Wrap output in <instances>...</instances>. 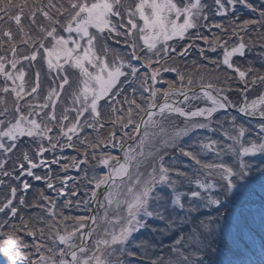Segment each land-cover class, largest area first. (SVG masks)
Here are the masks:
<instances>
[{
	"label": "snow or ice",
	"instance_id": "6c2138e0",
	"mask_svg": "<svg viewBox=\"0 0 264 264\" xmlns=\"http://www.w3.org/2000/svg\"><path fill=\"white\" fill-rule=\"evenodd\" d=\"M213 3L216 15L236 12L239 4L256 17L237 16L227 26L210 22L204 0H0V93L14 99L9 108L0 97V188L16 181L26 194L32 185L23 177H32L44 181L62 206L84 213L58 211L56 199L42 190L31 203L23 195L17 199V187L8 185L0 214L20 223H0L6 264H232L213 254L242 230L253 186L264 193V123L253 132L228 115L235 108L264 121V51L255 67L248 60L253 42L246 40L258 26L264 48V0L259 7L251 0ZM203 28L223 35L210 38ZM109 40L127 52L116 53ZM193 49L201 63L185 71L180 65ZM217 49L220 61L207 55ZM38 60L46 76L55 73V87L43 97L39 70L31 86L25 84V68ZM204 61L212 72L200 71ZM221 69L228 73L223 80ZM165 72L176 79L166 80ZM233 79L243 85L239 104L228 94ZM24 137L34 148L17 155ZM65 148L79 157L63 156ZM52 165L83 175L60 177L57 187ZM21 207L43 215L25 218L18 215Z\"/></svg>",
	"mask_w": 264,
	"mask_h": 264
},
{
	"label": "rangeland",
	"instance_id": "374dc122",
	"mask_svg": "<svg viewBox=\"0 0 264 264\" xmlns=\"http://www.w3.org/2000/svg\"><path fill=\"white\" fill-rule=\"evenodd\" d=\"M130 2L134 3L135 0H130ZM204 2L207 4V13L210 17V22L214 21L217 23H223L226 26L230 25V22L232 20L235 19V17L239 16L240 21L244 20V19H249V18H255L256 17V13H252L250 12L248 9L243 8L242 6H240L239 4H237V8H236V12H232L231 10H229V13L227 16H222V15H216L215 11H216V6L213 3V0H204ZM251 2L253 4H255L257 7L260 6V0H251ZM227 7V5H226ZM5 27H8V25H5ZM15 26L12 25L13 31H15ZM256 28V32H250L249 36H246V40L251 39L252 46L250 47L249 51H248V60L250 62L253 63V65L255 67H260L262 61L260 60V56L259 53L264 51V48L261 47V36L258 35V33L261 32V29L258 26H252ZM202 33L205 35H208L210 38L212 36H215L217 34H221L219 29H212L211 32L208 31V29L203 28L201 29ZM243 34V33H241ZM188 41H184V43H187ZM109 46L115 50L116 53H126L127 49L125 48V46L123 44H116L114 41L109 40L108 41ZM195 43L199 44L200 47H204L205 49H207V45L204 44L203 41H195ZM191 51V56H189L187 58V60L184 61L183 64H181V68L184 69L185 71H187L188 69H192L195 70L196 67L199 66V64L201 63V58L197 55L198 49H193L190 50ZM207 55L209 57H211L214 60L220 61L222 60V50L217 49L216 52H211L208 51ZM236 59V63L241 64V66H244L243 61L241 58H235ZM195 60L197 62L196 66H194L192 64V61ZM28 62L25 61L24 64L26 65ZM171 63V61H170ZM206 67L203 69H200V71H206V72H212L213 69V65L209 64L207 61L203 62ZM19 67V65H18ZM39 70L41 72V92H42V97H43V93L46 92L49 88V85H51L52 87H55V84L52 83V78L55 75V73H53L52 75L46 76L45 72H46V65H40L39 60L37 61L35 67L33 68H25V71L28 73V75L25 77V84H26V88L31 86V82L34 79V73L35 71ZM198 74V73H197ZM214 74V73H213ZM228 73L225 72L223 69H221V80H223V77L225 75H227ZM164 77L166 80H174L176 79V74L173 72H165ZM72 79H75V77H72ZM232 84V88L233 91H231L229 94V97L231 100H233L234 102L239 101V99L237 100L238 97L241 96V92L239 91V89L243 88L242 84L237 83L236 79H233L231 81ZM0 86H3V78L0 77ZM166 86V85H165ZM261 90V89H260ZM0 97H3L4 102L7 103V105L9 106V108H11L14 104V99L11 93L7 94L6 96L2 93H0ZM27 99L31 100V97H28ZM64 105V101L62 99L60 105H58L57 108V114H60V107ZM2 106V105H0ZM229 116H236L238 122L243 123L246 127L250 128L253 132L257 131V125L260 123H264V121L261 120H247L244 119L242 117H240V115L235 114V112H228ZM90 131V130H88ZM200 135H212L213 138H217V139H223V137L220 135L219 132L215 133V134H209L204 132L203 130H198ZM193 136L197 135V133H193ZM186 140L190 139V138H185ZM118 154V153H117ZM186 160V162L190 163V161H187V158H184ZM254 164L259 165V161H260V157H256V158H252ZM260 166H264V165H260ZM36 173L38 170H34ZM38 174V173H37ZM39 174L42 175L41 172H39ZM4 191V190H3ZM1 191V192H3ZM262 195H264V193H261V189L259 184H256L253 186V192H252V196L250 197V204L252 206H249V209L251 211L255 210L258 212H261V207L258 208L255 203L259 202V199L262 197ZM84 214L83 212L79 213V215ZM90 214V213H89ZM2 216H0L1 218ZM248 217L245 216L244 219ZM243 219L242 221V227H244V236L246 239H250V246L256 248V249H262L260 247L259 241H258V235L255 231L256 228H259L260 226L264 227V223H262L261 221V214L257 215L254 219L253 218H249L248 222H245ZM251 222H255V224H251ZM246 224H250L254 226V229L251 230V228H248ZM145 238H149L151 234L149 233H145L143 234ZM26 241L29 244H32L34 241L31 240L32 238H28L25 237ZM169 239L165 240V243H168ZM164 252H168V249H165ZM161 255H163L164 253H160ZM6 257H4L2 254H0V264H4L6 263Z\"/></svg>",
	"mask_w": 264,
	"mask_h": 264
},
{
	"label": "trees",
	"instance_id": "16d2710c",
	"mask_svg": "<svg viewBox=\"0 0 264 264\" xmlns=\"http://www.w3.org/2000/svg\"><path fill=\"white\" fill-rule=\"evenodd\" d=\"M15 2L19 3L21 2V0H15ZM36 0H29V5L35 3ZM41 3L46 4L47 0H40ZM13 13H15V9L12 10ZM27 14V13H26ZM37 19L39 20V15L37 16ZM15 28V27H14ZM6 47V46H5ZM202 47V46H201ZM239 99V97L237 98ZM23 104V102H21ZM59 115V114H57ZM34 148L33 145L30 144V138L28 137H24L22 138L19 142H18V149H17V155L20 154V150H25L28 148ZM57 154L59 153V149H57ZM29 155H33L32 152H29ZM63 156L65 157H72V156H77L79 157V153L72 150V149H68L65 148L63 153ZM45 157L48 159L52 158V154L46 152L45 153ZM65 162H70V161H65L62 160L61 163H65ZM59 168V165H52V177H53V182L57 185V187L60 186V177L66 176L71 174L73 177H77L80 176L82 177V173H77L76 171H74L73 169H69L68 172H59L57 171ZM36 170L37 173L39 174V172L42 173V175H44L45 170L41 169V168H37ZM6 179V178H5ZM23 179H27L28 182L32 185V188L29 189L28 193H23L21 192V186L16 182V181H8L6 186L4 188H0V195H7V187L8 185H12V186H16L17 187V199L20 198V196H24L26 201L28 203H31L33 201L34 196L38 199V191L42 190L44 192L45 195H49L53 198L56 199L57 205H58V211H63L64 214L66 215H79V213L83 212L81 209L72 206V207H67V206H62L60 203V199L58 197H56V193L52 192L50 189H48L46 187V183L44 181H35L32 177H23ZM81 183V192H83V180L81 179L80 181ZM69 185H72V181H69ZM4 190V191H3ZM3 191V192H1ZM75 199V198H73ZM41 204L45 203L44 201H39ZM256 205H258L257 207L260 208L261 204H262V199H259L258 203H255ZM249 206H252L251 204H249ZM29 214H35L36 216H40L43 215L42 211L40 209L37 208H33V207H29V208H24L21 207L20 208V212L18 213V215H22L25 218H30ZM261 214V212L258 211H251L249 212L248 217H246L244 219L245 222H248L249 218H255L257 215ZM1 216V214H0ZM5 219H10L12 223L15 224H19L20 221L18 219H12L10 217H5L0 219V223H3V221ZM31 219H35V216H32ZM251 224H255V222H251ZM248 228H251V230L254 229L253 225L250 224H246ZM257 235H258V241L260 244V247L262 249H256L252 246H250V239H246L244 236V227H242V230L240 232H234V235L232 237L227 238L225 241H223L220 245V252L218 253H214L213 254V259L214 260H219V261H231L232 264H262V261H264V227L260 226L259 228L255 229ZM23 235V234H22ZM26 237H30V236H26ZM32 238V237H30ZM170 239V238H169ZM33 240V238L31 239Z\"/></svg>",
	"mask_w": 264,
	"mask_h": 264
},
{
	"label": "water",
	"instance_id": "95a60500",
	"mask_svg": "<svg viewBox=\"0 0 264 264\" xmlns=\"http://www.w3.org/2000/svg\"><path fill=\"white\" fill-rule=\"evenodd\" d=\"M91 207L94 209V208H96V205L95 204H92Z\"/></svg>",
	"mask_w": 264,
	"mask_h": 264
}]
</instances>
